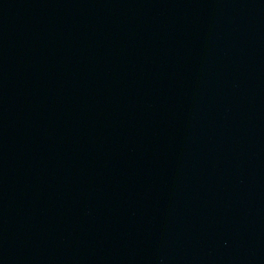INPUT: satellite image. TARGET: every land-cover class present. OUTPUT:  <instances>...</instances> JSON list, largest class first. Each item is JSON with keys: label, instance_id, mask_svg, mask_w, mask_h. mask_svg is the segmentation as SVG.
<instances>
[{"label": "water", "instance_id": "water-1", "mask_svg": "<svg viewBox=\"0 0 264 264\" xmlns=\"http://www.w3.org/2000/svg\"><path fill=\"white\" fill-rule=\"evenodd\" d=\"M0 264H264V0H0Z\"/></svg>", "mask_w": 264, "mask_h": 264}]
</instances>
